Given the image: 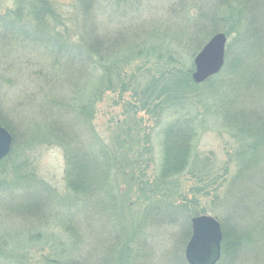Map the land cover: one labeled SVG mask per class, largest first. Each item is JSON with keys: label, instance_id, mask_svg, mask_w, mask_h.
Masks as SVG:
<instances>
[{"label": "rangeland", "instance_id": "rangeland-1", "mask_svg": "<svg viewBox=\"0 0 264 264\" xmlns=\"http://www.w3.org/2000/svg\"><path fill=\"white\" fill-rule=\"evenodd\" d=\"M61 2L68 5L71 0H62ZM12 4V0H0V11L11 7ZM103 5L105 11L101 10L97 23L100 27L104 25L109 34L122 30L124 37H127V44H129L126 46L127 48H119V52L116 51L111 56L110 61L117 60L120 57L123 58V54L129 50V47L132 44L136 45L137 49L140 50L139 56L126 64L120 61L121 59H118V61L121 66L125 67L126 78H130L132 81L135 80L140 86H143L144 83L146 85L150 79H155L158 86L159 84L171 85L167 75L161 76L160 73L170 71L173 74L174 72H171V69L174 68L178 69L191 65L193 71L194 56L215 34L211 32L215 29L228 30L226 45L230 44V56L243 58L246 70H249L247 73L257 75L260 70L263 71L264 58L263 62L259 64V56L256 52H251L253 50L249 51L245 48L237 51L235 39L241 34V16L242 18L246 17V20H251L252 15H255L258 24L264 22V0H140V2L107 0ZM215 15L218 22L211 28L212 22L210 20ZM103 21L104 23H102ZM258 26L259 31L261 26ZM197 32H200L198 41L193 38ZM196 42L203 45L195 53L193 50L196 48ZM192 43H195V48ZM38 52L39 50L36 48L30 49L18 45L2 44L0 41V105L2 106V112L6 114L8 123L17 131L22 129L16 135V143L11 145L10 152L5 157L7 159L0 160V177H7L6 184L0 186V198L3 197L1 193L5 188L11 189L8 194L3 192L5 199L2 200L7 204L9 203V207H11L10 203H20L19 205H21L23 202V204L30 203L34 206L38 204L37 209L39 211L32 217L28 215L23 218L27 213L20 212L14 213L11 218H8L6 212L0 207V247L3 253L8 255L9 263L42 264L43 258L47 256L58 260L86 258L89 263L97 262L98 259L102 260L103 258L107 259L109 264H167L164 261L167 251L173 248L178 239L182 242L181 223L177 222L176 225H169L167 221L166 226L160 227L158 232L150 225V221L146 220V223L141 224V218L139 217L151 202L144 200V197H136L139 194L134 191L131 192L126 204L125 201L123 204L125 209L127 206L129 208L126 210L120 208L123 219L121 224H118V221L116 222L111 217L113 216L111 214L113 212V208H111L112 201L116 199L113 195H117V188L114 187L117 180L114 179L113 174L108 176L107 181L113 198L111 199L107 193L103 199L109 208L108 212L104 211L106 214L108 213L109 220L106 221L104 216H101L99 220L101 224H97L94 220L90 221L91 208L89 204L80 210L77 216L80 218L76 217V223L72 222L70 215L69 219L67 218V214L71 212L67 205L71 202L73 194L66 188L63 178L65 168L63 148L57 143L45 146L37 140H31V143L25 142V138L29 140L34 135L31 132L25 136V132L34 126L33 122L42 120V117L35 116L40 111L38 107L40 101L44 97L51 98L55 97L58 92L62 93L61 87L69 86L65 82L69 80L68 77L73 72L68 70L61 72L64 75L58 77V82L50 76L49 84L43 82L44 79L41 74L44 75L47 71L48 63L42 61ZM192 52L194 54L191 57ZM110 61L108 64L111 63ZM108 64L104 63V65ZM91 66L90 63L88 67ZM241 67L243 68L244 65L240 66V71L236 69V72H242ZM86 73L88 84L84 85V89L80 83L81 79L77 78L79 81L72 82L75 87L84 91L82 92L84 94L77 99L79 104L90 101L91 93L100 85V77L104 75L102 66L98 62L94 71L87 69ZM123 79L121 77L116 82L124 81L126 84L129 81V79ZM259 84L263 87L260 111L264 113V78H260ZM139 85H136V88ZM131 86V84H127L122 91L116 93L105 91L101 101H95V116L90 124L94 128L93 131L98 132L97 138L101 140V144L100 146H94L91 141L93 135L90 131L87 133V137L91 140L86 145L89 144L88 147L92 146L94 150L98 149L103 151L102 153H105V155H110V148L116 147L114 136L117 132V120L122 121L127 117L141 118L142 123L139 126L140 132L138 133L139 138L143 139L139 146L141 151L137 156L131 154L130 159L137 158L138 160V163L134 164V168L137 169H134V176L137 180L146 183L144 190H154V184L152 183L155 180L157 181L161 162L160 130L165 122L176 116L189 113L190 118H195V130L197 132L191 148V159L185 171L181 175L172 178L173 182L169 183L170 185L168 184L170 191L173 188L175 192L172 197H167L166 202L186 207L184 210L186 213L194 212L195 209L192 208H196V210L205 208L209 211L206 214L225 219L226 204L219 201L217 195L224 193L226 189V183L222 182L223 178L230 180L236 170L235 164L238 160L234 159L233 156H236L234 151L237 150L238 140L243 141L248 146L251 143L250 139L246 142V139H241V137H244L242 134L221 126V120L216 115L213 116L211 111L204 115L206 112L205 105L216 96V94L210 95L209 90L205 87L193 88L191 92L193 96L186 99L185 97L188 95L183 98L184 93L180 90H178L179 93L174 92L175 95L179 94L181 100L177 105L170 106V110L166 109L167 112L164 114H162L163 108L160 113L148 114L140 111L136 116L133 114L126 116V112L128 113L131 110L125 108L124 105L133 100L131 98ZM232 90L233 87H229L230 92L228 93L233 94L234 91ZM66 92L67 90L63 94ZM239 93L242 94V89ZM244 97L241 102L249 111L253 99L249 95L247 96L246 91ZM183 105L185 109L182 108ZM173 108H177L175 111L179 110L174 115L170 114L173 113ZM137 121L139 120L137 119ZM84 130L88 131L87 128H83ZM77 133L81 135V132L77 131ZM127 136H123L122 140L127 139L128 141ZM94 153L97 154L96 151ZM139 154H141V157ZM103 160L106 161V158ZM108 162H110L109 159ZM110 163L113 164L112 161ZM111 164H109V170L113 172L114 165L111 166ZM247 167L250 177L255 174V181L262 182L264 178V149L259 153V157L248 161ZM3 169L4 173H2ZM129 169L127 167L125 170ZM131 170L133 171V169ZM17 175H19V178ZM219 176H221V179L217 178L215 183L211 185L209 181L214 182V178ZM20 178L39 181L37 184L39 185L38 197L33 194L27 199L24 190L27 188L32 190L34 187H20L21 184H15L14 180ZM240 184L241 186H239ZM235 185L243 187L244 190L250 183L238 180ZM46 187L54 190L51 198H49L50 200L42 195ZM262 187L261 191L264 196V185ZM234 193L236 205H239L240 198L245 200V197L235 187ZM148 194L150 195V193ZM215 197L217 199H214ZM118 198L120 197L118 196ZM21 199H24V201L21 202ZM38 202H41V208ZM232 203H234L233 199L227 205L230 206ZM17 211H24V209H17ZM232 215H234V212ZM84 217L88 218V221H84ZM234 218L235 216H233ZM136 224L139 226L136 227L137 231L134 234V239L132 237V239L127 240L126 235L122 233L115 249L117 251L121 246L120 244L125 243L128 246L127 254L117 255L115 251L111 250V252L109 245L112 242H117L116 237L115 241L112 240L116 235L114 234L115 229L118 227L119 230L123 225L126 231H133ZM163 224H160V226ZM66 226L70 227L72 232L69 233ZM255 242L258 253L264 255V232L261 240ZM130 250H133V253L137 251L138 256L134 258V254L132 255ZM0 264L8 263L5 262L4 258H1ZM225 264H231V262L226 261ZM235 264L249 263L248 260H239Z\"/></svg>", "mask_w": 264, "mask_h": 264}, {"label": "trees", "instance_id": "trees-1", "mask_svg": "<svg viewBox=\"0 0 264 264\" xmlns=\"http://www.w3.org/2000/svg\"><path fill=\"white\" fill-rule=\"evenodd\" d=\"M12 1L13 4L11 7H7L3 11L1 9L0 11V41L2 44L38 49L42 61L48 63V67L46 68L47 74L46 72L44 75L41 74L44 79L43 82L45 83L49 84V76L58 82V77L60 78V76L62 77L64 75L61 72H65L66 70L73 72L70 73L69 80L65 82L69 86L61 87L62 93L58 92L55 97L51 98L44 97L40 101L38 107L41 112L39 111L35 116L42 117V120L33 122L34 126L25 132V136L31 132L34 134L29 140L25 138V142L31 143V140H37L45 146L57 143L63 148L65 166L63 178L66 188L73 194L71 202L67 205L71 211L67 214V218L69 219L70 215L72 222L76 223L75 219L80 210L89 204L91 208L90 221L94 220L97 224H101V221H99L101 216H104L106 221L109 220L108 213L106 214L104 212L105 210L108 212L109 208L103 200L108 193L111 199L113 197L116 198L113 201L111 200V208H113V212L111 213L113 216L111 217L116 222L118 221V224H121L123 215L120 208L123 210L129 208L128 206L126 209L124 208V201L126 204L131 192L135 191L139 194L136 197H144V200L152 203L140 215L141 224L146 223V220L150 221V225L158 232L160 227L166 226L167 221L169 225H176L177 222L181 223L182 242L179 239L177 240L173 248L167 251L164 261L167 264H186L183 248L190 237L189 219L193 216L206 214L209 211L205 208L200 210L192 208L195 209L194 212L186 213L184 211L186 207L184 208L183 205L181 207L166 202V199L167 197H172L175 192L173 188L170 191L168 184L173 182L172 178L181 175L185 171L191 159V148L197 134L195 130V118H190L188 116L189 113H186L174 117L162 126L160 130V170L157 181L154 179L155 182L152 183L154 184V190L148 189V191L144 190L146 183L137 180L134 176V169H136L134 168V164L136 162L138 163L137 158L130 159L131 154L137 156L141 151L139 146L143 139L138 136L140 132L139 126L142 123L141 118H137L139 121L130 117L122 121L117 120V132L114 136L116 147L110 148V155H105V153H102L103 151L98 149L94 150L92 146L88 147L89 144H86L91 139H88L87 133L91 131L93 135L91 141L94 146H100L101 140L97 138L98 132L96 130L93 131L94 128L90 123L95 116V101H101V97L105 91L116 93L117 91H122L127 84H131V98L133 100H131L132 102H127L124 107L131 110L128 113L125 111L126 116H130L129 114L136 116L140 111L148 114L160 113L163 108L162 114H164L170 106L177 105L181 100L180 96H178L179 94L175 95L174 92L179 93L178 90H180L184 93L183 98L188 95L185 97L186 99L193 96V93H191L193 88L205 87L209 90L210 95L216 94V96L205 105L204 109L206 112L204 115L208 111H211L213 116L216 115L221 120V126L226 129H233L234 132L236 131V133L238 132L244 136L241 139H246V142L250 139L251 142L246 146L247 144L245 145L243 141L238 140L237 150L234 151L236 156H233L234 159L238 160L235 164L236 170L231 176V179L229 178L230 180L223 178L222 182L226 183V189L224 193L217 195L219 201L226 204L225 219L217 217L216 215L213 216L220 223L222 230L221 256L217 264H225L226 261L235 264L239 260H248L249 264H264V255L258 253L255 242L261 240L264 232V196L261 191L264 185V178L262 182H256L254 178L255 174H252L253 177H250V172L248 173L249 170L247 169L248 161L259 157V153L264 149V113L260 111L262 104L261 91H263V87L259 84L260 78H264V68L257 75L247 73L249 70H246V64H244L243 58H238V56L236 58L234 55L230 56V44H227L225 47L223 68L217 75L210 77L203 83L195 84L192 81L190 76L192 70L191 65H189L188 67L171 69V72H174L173 74L170 71L160 73L161 76L167 75L171 85L159 84L158 86L156 85L155 79H150L146 85L144 83L143 86H140L135 80L132 81V79L126 78V72H124L125 67L121 66L118 61V59H121L120 61L126 64L139 56L140 50L137 49L136 45L132 44L129 50L123 54V58L120 57L117 60L113 59L110 61L111 56L116 51L119 52V48L126 47L129 44H127V37H124L122 30L109 34L104 28V25L100 27L97 23V18L100 17L101 10L103 9V12L105 11L103 3L107 0H71L68 5L63 4L61 2L62 0ZM121 1L127 2L129 0ZM132 1L140 2V0H130V2ZM256 18L255 15H252L251 20H246V17L242 18L241 16V34L235 39V43H237L235 47L237 51L238 49L246 48L249 51L253 50L251 52H256L259 56L258 63L260 64L264 58V22L258 24ZM216 19V15L212 20L209 19L212 22L211 28L218 22ZM258 25L261 26L259 31ZM211 32H222L226 36L228 35L227 29H215ZM199 34L200 32H197L192 37L198 41ZM192 44L195 48V43ZM196 44V48L193 50L195 53L203 45L200 42H196ZM193 52L191 53V57L194 54ZM109 61L111 62L110 64H108ZM97 62L101 64L104 74L100 77V85L93 90L88 103L79 104L77 103V99L84 94L82 93L84 91L75 87L72 82L79 81L77 78L81 79L82 81L80 83L84 89V85L88 84L87 69L94 71ZM90 63L92 66L88 67ZM104 63L108 65H104ZM241 65H244L243 68L241 67L242 72H236V69L240 71ZM121 77L129 79V81L126 84L124 81L116 82ZM136 85L139 86L136 88ZM229 87H233V94L228 93L230 92ZM241 89L242 94L239 93ZM66 90L67 92L63 94ZM245 91L247 96L249 95L253 99L249 111L246 110L244 104L241 102L245 98ZM177 108H173V113L170 114L174 115V113L178 112L179 110L175 111ZM182 108L185 109V106L183 105ZM1 112L2 106L0 105V125L12 134V144H15L17 139L16 135L22 129L19 131L15 130L8 123L6 114ZM83 128H87L88 131H83ZM77 131L81 132V135ZM123 136H127L128 141L127 139L122 140ZM141 154H139L140 157ZM104 158H106V161L103 160ZM108 159L113 164L108 162ZM109 164L111 166L114 165L113 172L109 170ZM127 167L130 169L125 170ZM2 173H4V169ZM111 174L117 180L114 185L117 188V195H113V197L107 182L108 176ZM17 177L19 178V175ZM6 178V176L0 177V186L6 184ZM217 178L221 179V176L214 178V182L212 180L209 181L211 185L215 183ZM238 180L249 182L250 185L243 190V187H237L235 185ZM14 181L15 184H21L19 185L20 187H34L32 190L28 188L24 190L27 199L33 196V194L38 197L39 185L37 184L39 181L29 178H20ZM234 187L245 197V200L243 198L239 199L241 200L239 205L235 204ZM10 191L11 189L8 190L6 188L3 190L7 194ZM3 192L1 193L3 197L0 198V207L6 212L8 218H11L14 213H27L23 217L26 218L28 215L32 217L39 212L37 209L38 204L36 206L30 203L23 204L22 201L24 199H21V205H19L20 203H10L11 207H9V203L7 204L2 201L5 199ZM52 192L54 193L52 188L46 187L42 195L49 199L51 198ZM167 193H169V196ZM7 194L6 198L8 199ZM217 198L215 197L214 199ZM232 199L234 203L228 206L227 203L230 204ZM17 209H24V211H17ZM233 212L234 215H232ZM233 216H235L234 219ZM84 218V221H88V218ZM160 224L163 225L160 226ZM138 226V224L134 228L132 226L133 231H126L123 225L119 230L117 227L114 231L116 235L112 238L115 241L116 237L117 242H112L109 245L110 251H115L122 233L126 235L127 240L132 239V237L134 239V234L137 231L136 227ZM70 229V227L66 226V230L69 233L72 232V229ZM120 245L119 249L115 251L117 255L127 254L128 246L125 243H121ZM130 251L132 255L134 254V258L138 256L136 250L135 253H133V250ZM1 258H4L5 262L10 264L8 255L3 253L2 248L0 249V260ZM43 259L42 264H87V262L88 264H109L107 259L103 258L102 260L98 259L97 262L93 261L90 263L86 258L58 260L45 256Z\"/></svg>", "mask_w": 264, "mask_h": 264}, {"label": "water", "instance_id": "water-1", "mask_svg": "<svg viewBox=\"0 0 264 264\" xmlns=\"http://www.w3.org/2000/svg\"><path fill=\"white\" fill-rule=\"evenodd\" d=\"M226 36L217 32L209 38L193 58L191 79L200 84L218 74L224 65ZM13 137L0 125V160L11 149ZM190 237L184 247L187 264H216L220 258L222 230L214 217L206 214L190 218Z\"/></svg>", "mask_w": 264, "mask_h": 264}]
</instances>
